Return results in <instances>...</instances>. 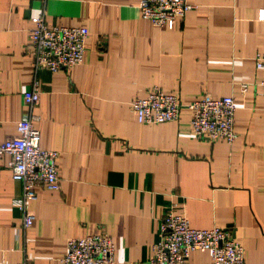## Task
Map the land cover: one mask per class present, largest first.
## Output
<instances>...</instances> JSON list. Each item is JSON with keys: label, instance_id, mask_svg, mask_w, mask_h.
<instances>
[{"label": "crops", "instance_id": "obj_1", "mask_svg": "<svg viewBox=\"0 0 264 264\" xmlns=\"http://www.w3.org/2000/svg\"><path fill=\"white\" fill-rule=\"evenodd\" d=\"M185 1L192 8L171 28L141 19L138 0L46 1L48 26L87 35L79 64L35 74L34 126L39 146L58 152L59 189H36L28 227L2 158L0 262L60 264L66 238L105 232L114 264H146L170 210L191 228L229 230L245 264H264V95L253 60L264 54V0ZM38 7L0 0V142L14 135L33 78L26 40ZM152 89L177 97L175 120H134L130 101ZM203 94L233 98L230 144L192 136L185 105ZM208 263L207 251L186 261Z\"/></svg>", "mask_w": 264, "mask_h": 264}, {"label": "built area", "instance_id": "obj_2", "mask_svg": "<svg viewBox=\"0 0 264 264\" xmlns=\"http://www.w3.org/2000/svg\"><path fill=\"white\" fill-rule=\"evenodd\" d=\"M47 0H38L39 7L30 17L26 47L31 54L33 78L30 87L21 95V114L15 123V133L0 142V169L4 155L5 165L20 190L11 199V205L22 214L24 227L31 224L32 215L25 210L28 201L36 196V189L50 191L59 189L55 161L58 152L39 146V131L34 123L38 116L33 113L39 99L36 71L50 72L65 70L81 62L87 30L83 26H48L44 21V5ZM191 4L185 0H138L137 9L141 19L156 27L171 28ZM261 16V15H260ZM254 67L260 72L256 83L264 95V54L257 53ZM240 84V91L246 89ZM189 110V127L196 139L209 141H234L233 115L235 105L231 96L212 97L207 94L186 104ZM130 112L139 124H160L178 117L180 103L175 95L152 89L143 97L129 103ZM113 243L105 232L69 237L64 241L63 254L58 257L60 264H114ZM193 251H207L208 264H245L243 248L233 240L229 230L213 226L196 229L188 225L181 214L167 210L159 224L158 239L149 246L146 264H186ZM26 259L0 264H27Z\"/></svg>", "mask_w": 264, "mask_h": 264}]
</instances>
